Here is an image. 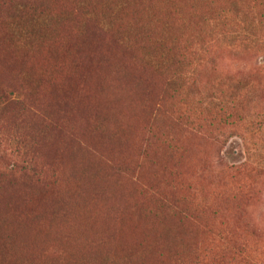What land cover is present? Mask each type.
<instances>
[{
  "label": "trees",
  "instance_id": "16d2710c",
  "mask_svg": "<svg viewBox=\"0 0 264 264\" xmlns=\"http://www.w3.org/2000/svg\"><path fill=\"white\" fill-rule=\"evenodd\" d=\"M105 1L0 0V199L5 188L9 195L15 189L12 196L19 190L18 177L40 178L47 158L57 164L63 155L56 147L65 141L81 147L71 131L78 129L85 139L105 136L104 145H112V128L121 123V89L133 81L136 90L125 96L129 106L136 105L137 90L143 94L158 88L152 121L156 116L174 120L202 141L197 163L188 169L209 179L223 171L233 175L231 213L243 222L264 178V0H121L117 10L111 4L102 11ZM44 14L63 21L51 39L30 40L34 51L19 59L17 47L6 41L7 24ZM86 44L100 50L99 72L92 76H99L101 85L104 75L110 77L109 86L102 85L109 89V112L93 111L77 88L69 86L76 75L70 64L62 63L63 55ZM148 50L163 60L159 67L146 65ZM205 72H214L213 78ZM26 75L32 76L29 83ZM231 138L251 154L241 163L217 167V155ZM164 140L174 139L167 134ZM158 142L144 140L138 150L142 162L123 164L119 172L143 169ZM225 187L214 186L207 199L218 209L228 196ZM1 228L0 250L5 247ZM242 228L250 239V228Z\"/></svg>",
  "mask_w": 264,
  "mask_h": 264
},
{
  "label": "rangeland",
  "instance_id": "374dc122",
  "mask_svg": "<svg viewBox=\"0 0 264 264\" xmlns=\"http://www.w3.org/2000/svg\"><path fill=\"white\" fill-rule=\"evenodd\" d=\"M120 1L101 3L102 11H109L111 4L117 10ZM62 21L52 14L25 15L7 24L6 41L17 47L21 59L34 51L37 39H51ZM104 27L109 28L106 20ZM99 51L96 45L86 44L71 50L70 56L63 55L62 63L70 64L71 74L76 75L69 86L77 88L93 111L103 113L112 110L105 104L109 89L102 87L109 86L110 77L104 75L101 85L99 76H92L99 72ZM157 55L147 51L148 67L163 62L155 59ZM31 77L26 75L28 83ZM132 82L121 89V123L112 128L109 140L113 146L104 145L105 136L85 139L78 129L70 130L81 147L65 141L56 147L61 160L56 164L46 157L40 178L18 177L14 182L21 184L13 196L15 189L10 195L7 188L3 190L0 225L5 247L0 259L4 264H264V178L254 205L239 221L231 213L233 175L223 171L209 179L191 169L203 149L200 138L174 120L156 116L152 121L158 88L143 94L137 90L136 105L129 106L125 96L136 90ZM167 134L174 140L166 142ZM147 138L159 141L160 149L151 151L143 169L119 172L123 164L142 162L138 150ZM229 140L217 155V167L241 163L251 154L238 139ZM175 164L180 166L177 171ZM219 184H225L228 196L218 209L207 199ZM243 225L250 228V239Z\"/></svg>",
  "mask_w": 264,
  "mask_h": 264
}]
</instances>
